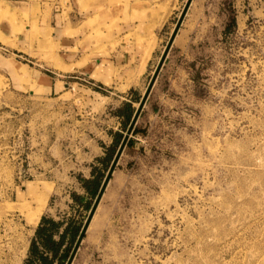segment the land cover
<instances>
[{
	"label": "rangeland",
	"instance_id": "1",
	"mask_svg": "<svg viewBox=\"0 0 264 264\" xmlns=\"http://www.w3.org/2000/svg\"><path fill=\"white\" fill-rule=\"evenodd\" d=\"M93 2L103 0H0V55L57 71L61 44L50 24L64 8L84 20L81 33L92 27L98 50L105 18L97 9L85 21ZM185 3L165 12L141 92ZM191 7L189 45L183 55L170 52L137 124H146L147 136L137 145L132 134L73 264H264V0H194ZM112 20L110 33L120 19ZM28 90L0 67V264H25L36 193L48 201L43 215L85 221L89 212L72 198L90 199L74 149H63L56 169L40 168L37 149H29L40 130L75 124L79 108ZM98 159L93 165L101 166Z\"/></svg>",
	"mask_w": 264,
	"mask_h": 264
},
{
	"label": "crops",
	"instance_id": "2",
	"mask_svg": "<svg viewBox=\"0 0 264 264\" xmlns=\"http://www.w3.org/2000/svg\"><path fill=\"white\" fill-rule=\"evenodd\" d=\"M177 3L178 0H103L102 3L93 2L88 7L89 14L85 21L90 24L92 21L91 11L95 15L97 9L104 12L105 18L103 24H99L98 27L103 31L100 41L104 47L99 46L98 50L96 42L99 40L95 32L92 31V27H89L85 31L86 33H81L84 30V28L81 29L84 20L80 22L77 14H68L64 8L63 11L56 14L50 24L52 36L61 44L62 53L59 55L61 61L60 66H56L57 71L33 69L28 63L17 59L15 53L6 56L0 55V67L9 76V80L18 87H28L30 94L44 99L55 96L54 98L59 101H71L78 106L81 113L80 117H73L72 121L75 124L66 123L69 127H64V121H57L52 131L45 128L43 131L40 130L39 136L31 138L32 144L29 149H37L32 153L39 154L40 168L43 164H51L50 166H55L54 169H56L64 154L67 153L63 149H74L76 152L75 165L78 166V171L83 172L77 175L86 178L91 176L93 163L104 154L103 145L109 146L113 142L114 134L120 130L123 118L116 113V110L127 102H131L135 106L136 97L141 98L145 91L141 92V82L160 50L163 40L162 32H164L168 20L165 12L170 8L171 11H174ZM193 3L194 0L191 6ZM190 9L177 33L171 48L172 51L170 50L171 54L178 51L180 55H183L189 45L188 38L191 30H189L187 20H189ZM115 18L120 20L115 23L114 29L110 33L108 27L112 23V19ZM94 27H96L95 24ZM94 31H96L95 28ZM81 35H85L86 39L85 37L81 38ZM82 42L84 50L79 49ZM164 48L160 51L155 68ZM32 70L36 73L33 80ZM31 86L34 89H31ZM143 126L138 125L141 132H138L134 137L137 140L135 142L137 145L138 140L147 136L143 135L145 131L142 129L146 128V124ZM49 152L53 156L50 160ZM115 173L116 171L114 175ZM111 182L112 179L108 186ZM31 186L35 185L31 184ZM81 188L83 187L81 186ZM46 202L48 201L45 200V204L42 206L43 210ZM43 210L41 217L44 213ZM40 220L34 226L33 236ZM86 240H90L89 231L84 242ZM81 250L82 247L78 252L79 255Z\"/></svg>",
	"mask_w": 264,
	"mask_h": 264
},
{
	"label": "trees",
	"instance_id": "3",
	"mask_svg": "<svg viewBox=\"0 0 264 264\" xmlns=\"http://www.w3.org/2000/svg\"><path fill=\"white\" fill-rule=\"evenodd\" d=\"M139 100L140 98L136 97V102ZM134 112L135 107L131 102L125 103L116 110V113L123 118V130L114 134L113 143L106 147L105 155L98 159V163L101 166L93 165L91 177L85 178L79 176V181L90 199L86 200L87 202L85 203L84 199L86 198L84 196L73 192L72 198L76 205L84 206L87 211L90 210ZM138 132H141V130L136 126L133 135H136ZM132 146L133 139L131 138L127 149H130ZM83 221V217L78 219L75 216H70L56 219L53 216L44 214L31 239L25 264H65L81 230Z\"/></svg>",
	"mask_w": 264,
	"mask_h": 264
},
{
	"label": "water",
	"instance_id": "4",
	"mask_svg": "<svg viewBox=\"0 0 264 264\" xmlns=\"http://www.w3.org/2000/svg\"><path fill=\"white\" fill-rule=\"evenodd\" d=\"M192 2H193V0H186V3H185V5H184L179 17H178V20H177L175 27H174V29H173L170 37H169V40H168V42H167V44H166V46H165V48L161 54L159 62H158L157 66H156V68H155V70H154V72H153V74L149 80V83H148L140 101H139V105L135 109V112H134V114L130 120V123L127 127V130H126V132L122 138L121 143L119 144V146L116 150V153H115V155H114V157L110 163V166H109V168L105 174V177L101 183L99 191H98V193H97V195H96V197H95V199L91 205V208L88 212V215H87V217H86V219H85V221L81 227V230L77 236V239L74 243V246H73V248L70 252V255H69L67 261L65 262V264H73L76 257H77V254L81 248V245L84 241V238L87 234V231L91 225V222H92V220H93V218L97 212V209H98V207L102 201V198L105 194V191H106V189H107V187H108V185H109V183L113 177V174H114V172H115V170H116V168H117V166L121 160V157L124 154V151L128 145V142H129V140H130L137 124H138V121L141 117V114H142V112H143V110H144V108L148 102V99H149V97L153 91V88H154V86H155V84L159 78V75H160V73L164 67V64L168 58V55L170 53L172 46H173V43H174L175 38L177 36V33L179 32V29L181 28V25H182L186 15H187L188 11H189V8H190Z\"/></svg>",
	"mask_w": 264,
	"mask_h": 264
},
{
	"label": "bare ground",
	"instance_id": "5",
	"mask_svg": "<svg viewBox=\"0 0 264 264\" xmlns=\"http://www.w3.org/2000/svg\"><path fill=\"white\" fill-rule=\"evenodd\" d=\"M36 198H37V206L34 209L28 211L27 213L29 224L34 225V226H36L38 221L40 220L41 212L43 210L42 206L43 204H45L44 198L40 197V194H38Z\"/></svg>",
	"mask_w": 264,
	"mask_h": 264
}]
</instances>
